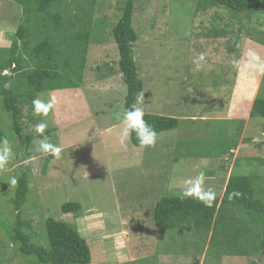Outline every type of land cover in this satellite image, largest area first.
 Returning a JSON list of instances; mask_svg holds the SVG:
<instances>
[{
	"label": "rangeland",
	"instance_id": "374dc122",
	"mask_svg": "<svg viewBox=\"0 0 264 264\" xmlns=\"http://www.w3.org/2000/svg\"><path fill=\"white\" fill-rule=\"evenodd\" d=\"M123 1L97 0L82 85L40 92L36 99L45 103L55 97L47 116L25 104L27 131L36 135L29 149L21 147L0 98V140L12 148L0 170V264H41L8 233L17 220L18 182L10 180L24 170L30 193L22 217L31 222L35 243L48 244L45 221L53 217L88 240L91 264H264V250L241 254L220 233L211 243L212 232L161 231L154 223L157 202L181 196L200 172L202 189L215 196L223 195L231 173L261 177L264 188V117H251L255 99L264 98V12L204 9L200 0H135L134 55L144 82L137 106L180 119L154 147H137L131 134L121 141L127 85L113 27ZM21 14L14 0H0V47L11 45ZM249 52L260 60L250 64ZM41 123L48 142L61 148L59 158L36 150L44 139L36 132ZM68 202L81 203V210L65 213Z\"/></svg>",
	"mask_w": 264,
	"mask_h": 264
},
{
	"label": "trees",
	"instance_id": "16d2710c",
	"mask_svg": "<svg viewBox=\"0 0 264 264\" xmlns=\"http://www.w3.org/2000/svg\"><path fill=\"white\" fill-rule=\"evenodd\" d=\"M200 1L204 9L220 7L233 14L264 12V0ZM14 4L22 6V14L11 45L0 47V98L15 136L21 147L27 150L36 135L27 131L25 104H31L33 109L32 102L40 92L78 88L83 83L97 0H14ZM134 7L135 0H124L120 8L122 15L113 27L120 55L118 66L127 85L125 109L136 103L137 96L144 90L134 55V45L139 39L133 25ZM251 117H264V98L255 99ZM144 119L158 135L180 126V119L174 116L145 113ZM48 132L44 130L38 135L44 138ZM131 141L142 147L134 132ZM233 142V145L237 144V141ZM17 182L16 195L12 198L17 220L8 233L12 242L19 243L21 252L35 256L41 264H91L93 258L88 240L68 222L48 217L45 221L48 244L34 242L31 222L22 217L30 193L27 170L22 171ZM260 182L261 177L231 174L223 195L215 196L211 207L191 197L165 196L155 206V226L161 231L196 229L212 232L211 243L220 233L228 247L239 245V253L262 254L264 188ZM233 192L240 195L230 200L229 194ZM63 210L78 213L81 203L68 202ZM236 213L240 219L235 217Z\"/></svg>",
	"mask_w": 264,
	"mask_h": 264
},
{
	"label": "clouds",
	"instance_id": "9594fccd",
	"mask_svg": "<svg viewBox=\"0 0 264 264\" xmlns=\"http://www.w3.org/2000/svg\"><path fill=\"white\" fill-rule=\"evenodd\" d=\"M250 64L251 61H259L260 57L254 53L249 52ZM204 60L203 54H201L196 60L193 61L195 71H199L202 68L201 61ZM238 64L239 62H234ZM260 71H264V66L259 68ZM142 96L137 100L136 103L132 104L129 108H126L123 111L122 123L123 131L121 133L122 143L127 140L131 133L136 134V139L139 141L140 146L142 147H154L157 141V132L154 128L144 119V109L138 107L137 105L141 103ZM34 111L36 115L43 114L47 116L50 109L53 108L55 103V97H52L47 103L41 101L40 99L33 100ZM46 125L41 123L36 126L37 133H44ZM36 150L44 154H51L53 157L59 158L61 153V148L59 146H54L48 142V137L45 136L37 146ZM12 156V148L8 146L6 140H0V170L5 169L8 161ZM205 174L200 172L195 180H189V187L185 188L181 193V198H194L199 199L205 203L206 206L211 207L212 202L215 200V192L211 189L204 190L202 189L203 181ZM17 180L11 178L10 185H16ZM203 193V194H202ZM239 192H233L229 194V199L231 200L234 196H239Z\"/></svg>",
	"mask_w": 264,
	"mask_h": 264
},
{
	"label": "water",
	"instance_id": "95a60500",
	"mask_svg": "<svg viewBox=\"0 0 264 264\" xmlns=\"http://www.w3.org/2000/svg\"><path fill=\"white\" fill-rule=\"evenodd\" d=\"M238 36H239V33H236L234 39L232 40V44H235V42H236ZM9 72H11V70H9Z\"/></svg>",
	"mask_w": 264,
	"mask_h": 264
},
{
	"label": "crops",
	"instance_id": "0c3cea01",
	"mask_svg": "<svg viewBox=\"0 0 264 264\" xmlns=\"http://www.w3.org/2000/svg\"><path fill=\"white\" fill-rule=\"evenodd\" d=\"M233 103H234V102H233ZM251 109H252V108H251ZM231 174H232V173H231ZM231 174H230V175H231ZM227 181H228V180H227Z\"/></svg>",
	"mask_w": 264,
	"mask_h": 264
}]
</instances>
